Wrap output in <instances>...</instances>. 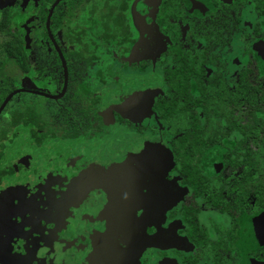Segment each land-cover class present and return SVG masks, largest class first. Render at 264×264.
I'll return each instance as SVG.
<instances>
[{
	"label": "flooded vegetation",
	"instance_id": "af4514ba",
	"mask_svg": "<svg viewBox=\"0 0 264 264\" xmlns=\"http://www.w3.org/2000/svg\"><path fill=\"white\" fill-rule=\"evenodd\" d=\"M33 1L41 0H0V63L8 57L3 43L19 42L15 34L20 30L14 22L20 17V8ZM57 1L49 6L45 22L51 43L47 20ZM81 1L85 0H61L52 13L49 29L60 50L51 31L53 14L61 3ZM116 1L120 0H106V4ZM131 1L129 14L137 39L127 57V68L116 75L123 81L114 94L119 95L109 100L102 131L96 134L104 152L99 149L86 159L81 156L82 147L73 146L63 153L51 144L43 149L45 156L30 160L20 158L18 152L21 164L10 163L14 161L11 158L3 160L14 173L0 185V264H123L129 252V264H264V206L255 208L252 193L244 198L242 207L235 201L241 195L232 183L243 174L242 166L223 169L215 163L213 169L186 171L177 151L184 147L178 143L188 139L168 133L154 110L155 102L170 92L165 82L168 44H182L187 49L192 45L198 51L208 45V76L221 65L224 83L231 88L239 71L252 60L242 52L264 44V13L256 9L253 0ZM165 3H178V14L169 15ZM169 24L177 27L178 34L169 32ZM35 28L39 47L43 43L41 27ZM24 40L29 44V35ZM231 47L236 48V55L228 63L223 56ZM140 52V65L133 67ZM240 55L242 63L235 62ZM253 67L258 71L256 62ZM27 84L28 88L16 90L58 96L64 71L57 94H53V83L40 78L34 85ZM114 107L120 109L110 115ZM35 151L39 152L30 150ZM100 158L116 162V178L105 172L102 164L93 180L89 178ZM153 163H158L161 171ZM64 171L69 173L66 179ZM209 171L220 177L216 180ZM256 175L249 186L262 183V171ZM203 176L211 181L204 183ZM66 181L70 188L64 189ZM60 194L67 200H58Z\"/></svg>",
	"mask_w": 264,
	"mask_h": 264
},
{
	"label": "trees",
	"instance_id": "16d2710c",
	"mask_svg": "<svg viewBox=\"0 0 264 264\" xmlns=\"http://www.w3.org/2000/svg\"><path fill=\"white\" fill-rule=\"evenodd\" d=\"M54 1H33L20 8V17L14 22L20 30L15 34L19 38L18 52L8 51V57L0 63V105L12 91L28 88L27 82L34 85L38 78L56 86L53 94L61 91V61L45 28L48 9ZM253 1L256 9L264 13V0ZM131 3L120 0L107 6L106 0H85L64 2L56 8L51 31L67 63L68 90L59 101L27 93L10 100L0 115V185L14 173V168L5 166L3 160L21 131L25 132L28 152L19 157L30 160L45 156V146L55 144L58 152L79 148L82 139L96 137L102 131L109 100L123 84L116 75L127 68V57L137 39L129 14ZM164 8L172 17L178 14V3H165ZM112 10L121 14L115 15ZM38 24L43 39L39 47L35 38ZM176 28L168 26L172 34L178 32ZM1 33L5 35L4 31ZM26 35L29 44H25ZM209 48L206 45L205 50L198 51L192 45L187 49L182 44H168L164 55L168 59L165 82L170 92L155 102L154 110L168 133L188 139L178 143L184 146L177 151L181 167L196 171L213 169L216 164H222L223 169L242 166L243 174L232 183L241 195L235 201L242 207L244 198L252 193L258 208L264 206V44H254L251 50L242 52V56H251L252 60L239 71L231 88L224 83L221 65L208 76L205 65ZM140 56L141 52L133 67L140 65ZM237 61L242 63L241 55ZM254 62L258 71L253 69ZM34 148L39 152L31 153ZM195 157L197 161L193 160ZM261 171L262 183L249 186ZM213 177L217 180L220 176ZM203 180L211 181L207 176Z\"/></svg>",
	"mask_w": 264,
	"mask_h": 264
},
{
	"label": "rangeland",
	"instance_id": "374dc122",
	"mask_svg": "<svg viewBox=\"0 0 264 264\" xmlns=\"http://www.w3.org/2000/svg\"><path fill=\"white\" fill-rule=\"evenodd\" d=\"M250 25H252V24H250ZM3 42L4 41H2V43ZM14 42H13V40H11V41H8L9 44L5 43V42L3 43V44H6L5 45L6 46L5 52L7 53V55H8V51H12L13 54H16L18 52L17 46L15 44L17 42V40L15 43ZM245 47L246 46L244 45L243 48H245ZM247 48H248V46H247ZM225 51H227V50H225ZM225 51L223 52L224 54L226 53ZM228 54H230V55H228ZM235 55H236V48L231 47V49H229V51H227V53L223 57H224V60L228 61V63H229L230 57L235 56ZM243 61H245V58ZM152 118H155V116L152 115ZM153 120L156 121L155 119H153ZM21 132H23V133H20V137L15 141L14 145L7 151L6 158L4 159V162L11 158V159H14L13 162L10 161V163H12V164H21L22 163L23 160L21 161V159H19L17 157L19 155L18 152L22 155L25 154V152H28V149H27L28 141L25 139V132L24 131H21ZM157 138H158V136H157ZM80 142L81 143L79 145H80V147H82V150H83V151L80 150L81 154H82L81 156H84V158L86 157V159L89 156V154L92 155V154H94V152H95V154L99 153L100 152V151H98L99 149L101 150V152H104L103 147H102L103 142L100 138L94 137V138L88 139V140L82 139ZM160 145L161 144H159V146ZM92 149H93V151H92ZM90 151H92V152H90ZM96 151H98V152H96ZM104 157H106V156H104ZM101 161H102V159L100 158L97 162V169L95 170L93 175L92 174L90 175L89 178L91 180H93V178L97 175V172L99 171L98 169H99L100 164H102V169L105 172L110 173L114 178H116L119 175V172L116 169V164H115L116 162L115 161L113 162V164H111V161H110V163L106 160H104L102 162ZM153 164H154L155 168H157L159 171H161V166L158 163H153ZM111 165H113V166H111ZM68 174L69 173L64 171L63 172V178L64 179L68 178V176H69ZM71 179H73V178H70V180ZM67 185H68V182L66 181L64 184V189H67V187H68ZM68 188H70V186ZM2 195H3V192L0 193V196H2ZM60 195H61V197H59L58 200H62V201L67 200L66 198H64V194H60ZM41 210L42 209H39L38 211H41ZM100 214L101 213H98V216ZM6 220L11 222L9 218H6ZM37 235L39 237H41L40 233H37ZM31 240L33 241V239H31ZM34 240H36V239H34ZM3 241H5V239ZM56 263H57V261H53V264H56Z\"/></svg>",
	"mask_w": 264,
	"mask_h": 264
},
{
	"label": "water",
	"instance_id": "95a60500",
	"mask_svg": "<svg viewBox=\"0 0 264 264\" xmlns=\"http://www.w3.org/2000/svg\"><path fill=\"white\" fill-rule=\"evenodd\" d=\"M60 1H61V0L57 1V2L54 4V6L52 7L51 11H50V14H49V16H48V20H47V29H48V32H49V37H50V39H51L53 45L55 46V49H56V51L58 52V55H59L60 60H61V62H62V67H63V71H64V85H63L62 92H61L58 96H50V95H46V94H44V93H40V92H37V91L32 92V91H27V90H16V91L12 92V93H11V94L5 99V101L3 102V104L1 105V107H0V115H1L2 111L5 109V107L7 106V104L9 103V101H10L15 95H17V94H19V93H32V94H34V95L42 96V97H45V98H48V99H51V100H55V101H58V100L62 99V98L64 97V95L66 94V92H67V88H68V81H69V74H68V69H67L66 61H65V59H64V57H63V54H62L61 50L59 49V47H58L57 44L55 43V41H54V39H53V37H52V35H51L50 29H49L50 19H51L52 13H53L55 7L57 6V4H58ZM135 5H136V3H135ZM133 52H134V50L132 51V53H133ZM131 57H132V54H131V56H130V58H129V65L131 64ZM114 109H120V108H116V107L111 108L110 111H109L110 115H112ZM130 255H132L131 252H129V253L127 254V256H126L125 259H124L123 264H129V262H130L131 259H132V257H131Z\"/></svg>",
	"mask_w": 264,
	"mask_h": 264
}]
</instances>
